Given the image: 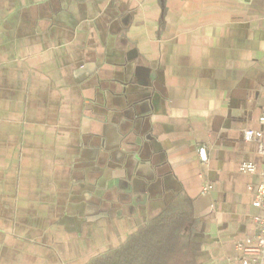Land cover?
<instances>
[{
  "label": "crops",
  "instance_id": "1",
  "mask_svg": "<svg viewBox=\"0 0 264 264\" xmlns=\"http://www.w3.org/2000/svg\"><path fill=\"white\" fill-rule=\"evenodd\" d=\"M263 118L264 0H0V264H91L177 214L196 264H238Z\"/></svg>",
  "mask_w": 264,
  "mask_h": 264
},
{
  "label": "trees",
  "instance_id": "2",
  "mask_svg": "<svg viewBox=\"0 0 264 264\" xmlns=\"http://www.w3.org/2000/svg\"><path fill=\"white\" fill-rule=\"evenodd\" d=\"M182 214L160 217L127 242L91 264H196V249L186 242Z\"/></svg>",
  "mask_w": 264,
  "mask_h": 264
},
{
  "label": "built area",
  "instance_id": "3",
  "mask_svg": "<svg viewBox=\"0 0 264 264\" xmlns=\"http://www.w3.org/2000/svg\"><path fill=\"white\" fill-rule=\"evenodd\" d=\"M261 122L264 124V118ZM256 136L257 132L255 130H248L245 133L247 141H252ZM198 153L201 162L205 165L208 164L207 148L205 146L199 147ZM259 153L263 158V165L260 171L261 182L257 188L253 205L259 211L264 212V144L260 146ZM241 172L254 174L257 172V166L254 163H244L241 166ZM205 190H208V188ZM255 221L260 228V234L248 242L238 243L237 250L240 254L238 264H264V217L259 215L255 218Z\"/></svg>",
  "mask_w": 264,
  "mask_h": 264
}]
</instances>
